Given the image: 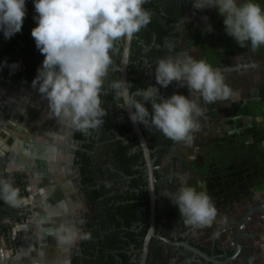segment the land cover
I'll use <instances>...</instances> for the list:
<instances>
[{"label": "flooded vegetation", "instance_id": "af4514ba", "mask_svg": "<svg viewBox=\"0 0 264 264\" xmlns=\"http://www.w3.org/2000/svg\"><path fill=\"white\" fill-rule=\"evenodd\" d=\"M143 7L151 12V22L133 36L115 41L110 50L113 63L101 95L102 107L107 112L103 125L84 133L67 121L48 115L52 131L65 139V143H55L54 147L64 160L47 164L48 156L43 158L38 204L26 203L17 208L0 199V248L10 253L9 259L22 258L21 264H28L29 249L35 242L46 249L61 248L41 228L51 229L47 217L57 215V206L64 210L59 218L65 221L70 217L72 221L68 204L74 199L80 202V213L72 222L90 231L91 239L66 247L65 264H253L257 257L250 254L251 246L244 241L253 236L243 232L244 218L225 245L196 241L184 226L177 206L163 195L184 184L178 173L183 164V158L177 155L181 142L165 137L150 122L148 127L136 122V131L129 118L130 111L135 109L125 103L129 98L141 100L135 92L149 85H156L165 99L179 92L181 85L177 81L167 87L156 84V61L187 53L181 46L185 26L191 19H200L211 7L198 10L194 0H146ZM122 81L128 85L127 97ZM113 83H120V87L113 90ZM31 85L29 79L20 84H0V121L10 117L3 99L5 93L23 90L28 101L32 96L47 104ZM186 95L191 97V92ZM201 101L202 98L197 101L198 105ZM145 106L152 111L151 103L145 102ZM204 117L202 111L196 116L199 127ZM9 154L0 157V177H11L21 196L28 197V173L20 168L9 171ZM36 154L42 158L41 153ZM53 193L58 195L59 203H55ZM258 209L248 206L251 211ZM25 222H31L27 233H17L14 228ZM6 260L0 257V264H6Z\"/></svg>", "mask_w": 264, "mask_h": 264}, {"label": "clouds", "instance_id": "9594fccd", "mask_svg": "<svg viewBox=\"0 0 264 264\" xmlns=\"http://www.w3.org/2000/svg\"><path fill=\"white\" fill-rule=\"evenodd\" d=\"M145 3L146 0H34L38 15L34 17L37 23L31 36L44 59L31 86L47 101L53 117L84 133L103 125L107 112L101 95L113 63L110 50L115 41L133 36L151 22V12L143 7ZM194 6L198 10L217 8L224 17L226 34L240 47L250 45L256 51L264 46V6L257 0H194ZM25 15V0H0V31L6 39L21 31ZM208 30H213L210 24ZM17 67L16 62L10 66L11 70ZM155 79L162 87L177 81L190 90L191 97L176 93L165 99L156 85L140 88L135 96L141 100L125 99L127 106L135 109L129 118L146 127L150 122L165 137L186 145L192 143V133L199 127L196 116L202 109L197 101L202 98L212 104L233 95L219 69L187 53L158 59ZM122 82L127 97L128 85ZM112 87L115 90L120 83H113ZM145 102L151 103V112ZM16 147L0 139V157ZM163 195L177 206L186 225L208 227L216 218L217 208L207 190L181 184L175 192ZM0 199L17 208L28 203L11 177H0ZM48 235L61 247L91 239L90 231L71 220L52 227ZM9 255L0 248V257Z\"/></svg>", "mask_w": 264, "mask_h": 264}, {"label": "rangeland", "instance_id": "374dc122", "mask_svg": "<svg viewBox=\"0 0 264 264\" xmlns=\"http://www.w3.org/2000/svg\"><path fill=\"white\" fill-rule=\"evenodd\" d=\"M257 2L264 6V0ZM200 17L191 19L185 26L182 51L219 69L233 95L215 104H206L202 99L199 106L206 117L192 133V143L181 142L177 151L183 158L178 173L184 184L195 186L198 191L207 190L217 208L211 226L186 225L184 219L183 224L195 235L196 241L225 245L234 235L237 223L244 218L243 232L253 235L244 241L251 246L250 254L257 256L252 263L264 264V46L256 51H252L250 45L240 47L226 34L224 17L217 8L211 7ZM209 24L212 31L208 30ZM188 92L190 90L184 86L178 93L187 96ZM3 99L10 109V117L0 121V139L10 147L17 146L9 151L8 170L20 168L28 172L27 164L23 162L28 150L32 154L41 153L40 168L45 156H48L49 164L56 163V159L64 160L54 147L55 143H65V139L52 131L48 105L32 96L28 101V94L23 90L5 93ZM42 109L47 110L46 113ZM255 117L260 122H254ZM252 135L254 142L251 143ZM39 198L31 191L25 197L30 204H38ZM69 201V216L74 221L80 213V202L78 199ZM248 206L259 209L251 211ZM51 216L47 217L50 228L54 227ZM57 216L60 217L58 213ZM64 220H70V217ZM30 223L19 224L14 229L17 233H27ZM47 230L49 228H41L46 237L50 236ZM9 258H6V264H18V258Z\"/></svg>", "mask_w": 264, "mask_h": 264}, {"label": "trees", "instance_id": "16d2710c", "mask_svg": "<svg viewBox=\"0 0 264 264\" xmlns=\"http://www.w3.org/2000/svg\"><path fill=\"white\" fill-rule=\"evenodd\" d=\"M26 15L22 29L10 39L4 37L0 31V84H20L26 79L32 80L37 75V69L41 66L44 56L36 48L31 30L36 26L34 0H25ZM13 62L18 64L15 70L10 66Z\"/></svg>", "mask_w": 264, "mask_h": 264}, {"label": "crops", "instance_id": "0c3cea01", "mask_svg": "<svg viewBox=\"0 0 264 264\" xmlns=\"http://www.w3.org/2000/svg\"><path fill=\"white\" fill-rule=\"evenodd\" d=\"M258 118H253L254 122H260L257 120ZM251 143L254 142L253 135L250 138ZM23 162L27 163V168H28V177L30 180V189L31 193L34 196H39V189H38V181L40 177V154L36 153H29V150L24 154ZM50 162L47 161V164ZM45 164V163H44ZM25 166V164H24ZM53 193V196L55 197V203H59L58 195ZM57 205V204H56ZM52 210V209H51ZM70 211H71V205H70ZM59 213L60 217L63 214L62 208H56V212ZM53 218H56V222L54 223L55 226L56 224L58 225L60 222H64L62 218L60 219L56 214L53 215ZM59 218V219H58ZM60 220V221H58ZM67 248L66 247H61L57 249H46L42 248L38 242H35V244H32V247L29 249L30 253V261L28 264H65L66 260V253H67ZM22 258H18V264H21L20 262ZM27 258H23V260H26ZM24 264V263H23Z\"/></svg>", "mask_w": 264, "mask_h": 264}, {"label": "water", "instance_id": "95a60500", "mask_svg": "<svg viewBox=\"0 0 264 264\" xmlns=\"http://www.w3.org/2000/svg\"><path fill=\"white\" fill-rule=\"evenodd\" d=\"M131 112V111H130ZM134 124V127H135V130L136 131H139L138 130V127H137V124L136 123H133ZM139 134V136L141 137V135H140V133H138ZM141 141H143L142 140V137H141ZM185 246H187L188 248H190L191 250H194V251H197L196 249H194L193 247H191V246H189V245H187V244H185ZM200 253V252H199ZM202 254V253H201Z\"/></svg>", "mask_w": 264, "mask_h": 264}]
</instances>
